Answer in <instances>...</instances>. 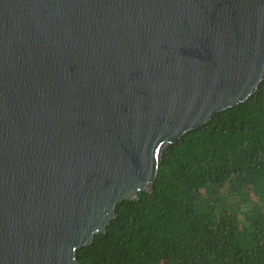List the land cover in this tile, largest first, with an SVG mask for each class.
I'll return each instance as SVG.
<instances>
[{
  "label": "water",
  "instance_id": "95a60500",
  "mask_svg": "<svg viewBox=\"0 0 264 264\" xmlns=\"http://www.w3.org/2000/svg\"><path fill=\"white\" fill-rule=\"evenodd\" d=\"M263 81L264 0H0V264H81Z\"/></svg>",
  "mask_w": 264,
  "mask_h": 264
},
{
  "label": "trees",
  "instance_id": "16d2710c",
  "mask_svg": "<svg viewBox=\"0 0 264 264\" xmlns=\"http://www.w3.org/2000/svg\"><path fill=\"white\" fill-rule=\"evenodd\" d=\"M81 264H264V81L166 152L153 195L125 201Z\"/></svg>",
  "mask_w": 264,
  "mask_h": 264
}]
</instances>
